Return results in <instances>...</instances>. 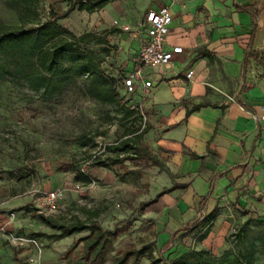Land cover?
<instances>
[{"label":"rangeland","instance_id":"1","mask_svg":"<svg viewBox=\"0 0 264 264\" xmlns=\"http://www.w3.org/2000/svg\"><path fill=\"white\" fill-rule=\"evenodd\" d=\"M71 2L0 0V34L9 27L41 26L51 11L63 13ZM140 16L137 0H113L92 13L74 9L59 23L76 35L92 33L95 39L84 47L95 52L106 73L119 76L135 64L142 43ZM58 40L33 34L34 45L40 48H49ZM26 52L22 47L0 54V264H64L62 255L67 249L73 257L79 254L80 244L74 248V241L88 231L52 241L44 233L54 231L40 214L64 223H88L95 215L106 229L123 227L99 264H108L118 252L129 248L144 250L138 264L171 263L200 248L208 249L223 264L234 257H241L243 264H264L261 208L222 205L213 217L204 216V224L174 236L171 243L159 244L153 212L147 206L142 208L160 190L154 186L158 183L154 168L146 167L143 159L136 162L139 166L131 161L112 168L94 164L98 157L109 155L104 146L115 142L129 125L121 119L119 107L93 98L84 75L53 98L32 90L14 70L16 65L36 67V56ZM235 88L232 82L228 94H220L232 98ZM127 170L131 172L127 174ZM29 172L37 174L41 190H65L66 196L55 211L39 207L30 191ZM78 173L89 174L91 180L85 181Z\"/></svg>","mask_w":264,"mask_h":264},{"label":"crops","instance_id":"2","mask_svg":"<svg viewBox=\"0 0 264 264\" xmlns=\"http://www.w3.org/2000/svg\"><path fill=\"white\" fill-rule=\"evenodd\" d=\"M137 6L139 23L148 10L168 6L166 47L183 51L150 69L152 85L139 84L130 97L147 116L143 142L167 168L150 166L160 187L155 196L170 190L147 206L163 245L222 205L264 209V0H137ZM232 82L234 97L227 99L220 93L228 94ZM201 102L209 105L186 114Z\"/></svg>","mask_w":264,"mask_h":264},{"label":"trees","instance_id":"3","mask_svg":"<svg viewBox=\"0 0 264 264\" xmlns=\"http://www.w3.org/2000/svg\"><path fill=\"white\" fill-rule=\"evenodd\" d=\"M29 3L32 0H22ZM72 1L68 9L63 13L51 11L46 22L41 26L23 29L20 27H9L0 34V54L5 53L8 49H20L25 47L27 56H36V67L24 68L15 66L14 70H18L20 76L25 80L28 86L41 93L47 98H53L62 94L68 88L73 87L77 79L83 75L88 78V90L96 100L115 105L119 107L121 119L129 122L124 127L120 137L113 143L104 146V151L108 152V156L103 159L98 157L94 164L105 168H112L115 164L123 165L125 161H131L135 166L138 160H146V167L157 166L160 170L167 171L164 163L154 156L148 146L143 142V136L148 131V126L142 127V115L131 98H127L121 94L123 90V77L125 73L119 76H112L103 69L101 62L96 58L95 52L87 47L88 43L95 39L94 35L89 32L80 35L74 34L66 26L59 23L68 14L77 9L92 13L98 8L103 7L113 0H68ZM33 34L44 40H52L59 37V40L53 43L49 48H40L34 45ZM100 43H104L100 39ZM209 103L201 102L194 104L187 110L186 114L207 106ZM142 168V167H141ZM139 170V169H137ZM116 174L117 171H114ZM131 171L127 170L126 173ZM85 181H90L91 177L87 173H78ZM136 177H140V172L135 173ZM30 179V173H29ZM172 187H175L172 186ZM170 188H163L154 198L149 199L142 204V208L154 203L159 196L168 192ZM215 215V211L209 214L208 218ZM40 218L54 231L46 234V238L57 241L64 237L71 236L83 231H88L86 235L79 237L74 241V248L80 244V251L76 257L71 254V249H67L62 258L64 264H76L78 260H82L85 264H99L103 261L105 253L116 239L117 234L123 230V227L109 230L100 224V222L92 215L90 222L86 223L76 220L72 223L59 222L51 216L39 215ZM204 224L203 221H196L194 225ZM143 249L129 248L118 252L108 264H126L129 260L132 264H138ZM148 258H151L147 254ZM162 264H223L208 249L200 248L190 250L171 263L164 262ZM228 264V263H227ZM229 264H243L241 257H234Z\"/></svg>","mask_w":264,"mask_h":264},{"label":"built area","instance_id":"4","mask_svg":"<svg viewBox=\"0 0 264 264\" xmlns=\"http://www.w3.org/2000/svg\"><path fill=\"white\" fill-rule=\"evenodd\" d=\"M172 22V16L168 6H161L157 9L148 10L143 20L139 23V29L145 32L146 38L141 43L136 55L133 68L128 70L123 77V92L127 98L133 95L138 85L149 88L152 85L151 79L148 78V71L154 67L170 64L177 54L182 53V47L172 45L166 47V37L169 34V26ZM194 74L192 69L185 74L186 78H191ZM142 115V127L145 125L147 116L139 108ZM264 120V115L259 117ZM30 173V191L34 193L39 207L49 212L57 208L59 201L65 198V190L62 187H55L41 190L38 186V177L36 173Z\"/></svg>","mask_w":264,"mask_h":264}]
</instances>
